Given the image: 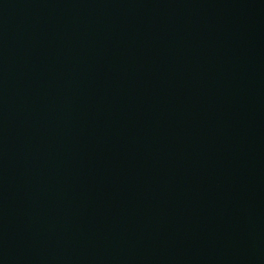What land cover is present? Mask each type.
I'll use <instances>...</instances> for the list:
<instances>
[{
  "label": "water",
  "instance_id": "water-1",
  "mask_svg": "<svg viewBox=\"0 0 264 264\" xmlns=\"http://www.w3.org/2000/svg\"><path fill=\"white\" fill-rule=\"evenodd\" d=\"M0 264H264V0H0Z\"/></svg>",
  "mask_w": 264,
  "mask_h": 264
}]
</instances>
